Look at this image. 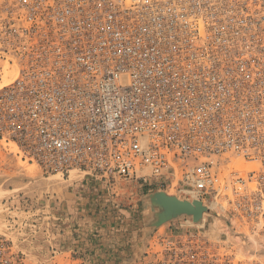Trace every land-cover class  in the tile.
Instances as JSON below:
<instances>
[{"label": "built area", "instance_id": "built-area-1", "mask_svg": "<svg viewBox=\"0 0 264 264\" xmlns=\"http://www.w3.org/2000/svg\"><path fill=\"white\" fill-rule=\"evenodd\" d=\"M0 59V141L23 160L227 203L264 227V0H0ZM61 227L9 221L20 237L0 233V264L99 259L74 242L62 259ZM150 240L131 264H195L211 249L196 230Z\"/></svg>", "mask_w": 264, "mask_h": 264}, {"label": "rangeland", "instance_id": "rangeland-1", "mask_svg": "<svg viewBox=\"0 0 264 264\" xmlns=\"http://www.w3.org/2000/svg\"><path fill=\"white\" fill-rule=\"evenodd\" d=\"M4 66L5 78L13 76L9 66ZM19 154L11 143L0 141V233L9 238L17 241L20 237L7 229L9 221H16L26 234L23 223L42 217L62 226L64 233L54 244L62 250V259L70 257L68 245L74 242L99 258L88 264H131L146 251L151 235L196 230L209 239L211 249L195 264H264V227L249 223L247 213L229 211L227 203L219 202L201 218L185 216L166 223L151 234L146 222L155 211L145 201L148 195L166 192L188 199L165 187H145L136 195L134 187L121 183L105 186L77 172L70 176L46 173ZM22 248L33 262L45 261L46 253L40 248L27 243Z\"/></svg>", "mask_w": 264, "mask_h": 264}, {"label": "water", "instance_id": "water-1", "mask_svg": "<svg viewBox=\"0 0 264 264\" xmlns=\"http://www.w3.org/2000/svg\"><path fill=\"white\" fill-rule=\"evenodd\" d=\"M145 201L155 211L152 217L146 222V227L151 228V234H154L157 229L166 223L185 216L201 218L208 212V208L199 201L190 202L188 200H182L166 192L150 194L145 198Z\"/></svg>", "mask_w": 264, "mask_h": 264}, {"label": "bare ground", "instance_id": "bare-ground-1", "mask_svg": "<svg viewBox=\"0 0 264 264\" xmlns=\"http://www.w3.org/2000/svg\"><path fill=\"white\" fill-rule=\"evenodd\" d=\"M5 64H7V63H5ZM7 65H8V64H7ZM8 66H9V65H8ZM4 69H5V66H4ZM9 70H12V67L9 66ZM12 71H13V70H12ZM4 74H5V71H4ZM10 77H12V76H8L7 78H5V76H4V80H5V83H4V84H5V85L8 84V83H10V80H9ZM12 146L16 147L14 144H12ZM11 148H12V147H11ZM16 148H17V147H16ZM17 150H18V148H17ZM18 151H19V150H18ZM19 153H20L19 155H22L20 151H19ZM190 202H191V201H190ZM192 202H193V201H192ZM147 245H148V244H147Z\"/></svg>", "mask_w": 264, "mask_h": 264}, {"label": "crops", "instance_id": "crops-1", "mask_svg": "<svg viewBox=\"0 0 264 264\" xmlns=\"http://www.w3.org/2000/svg\"><path fill=\"white\" fill-rule=\"evenodd\" d=\"M81 246V245H80Z\"/></svg>", "mask_w": 264, "mask_h": 264}]
</instances>
